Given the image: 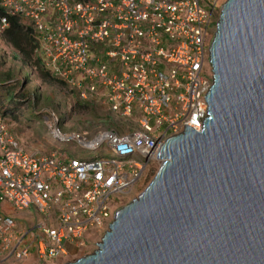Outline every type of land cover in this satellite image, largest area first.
I'll use <instances>...</instances> for the list:
<instances>
[{
  "label": "built area",
  "instance_id": "obj_1",
  "mask_svg": "<svg viewBox=\"0 0 264 264\" xmlns=\"http://www.w3.org/2000/svg\"><path fill=\"white\" fill-rule=\"evenodd\" d=\"M226 2L0 0L2 10L35 28L51 74L82 101L105 105L123 130L89 139L49 121L57 142L113 151L66 158L24 147L0 113V202L11 212L45 214L24 230L0 215V264H59L69 250H88L161 163L166 140L186 126L203 130L214 84L211 47ZM8 26L3 17L0 33Z\"/></svg>",
  "mask_w": 264,
  "mask_h": 264
},
{
  "label": "water",
  "instance_id": "obj_2",
  "mask_svg": "<svg viewBox=\"0 0 264 264\" xmlns=\"http://www.w3.org/2000/svg\"><path fill=\"white\" fill-rule=\"evenodd\" d=\"M211 58L203 130L166 140L99 249L66 264H264V0H227Z\"/></svg>",
  "mask_w": 264,
  "mask_h": 264
},
{
  "label": "rangeland",
  "instance_id": "obj_3",
  "mask_svg": "<svg viewBox=\"0 0 264 264\" xmlns=\"http://www.w3.org/2000/svg\"><path fill=\"white\" fill-rule=\"evenodd\" d=\"M23 24L29 25L28 22ZM35 58L36 56L32 61L27 60L7 43L0 33V111L4 115V111L7 110L5 117L20 143L26 148L47 153L57 152L66 158L91 160L101 156L111 157L113 151L106 147L90 151L73 141L68 143L56 141L47 124L49 121L57 120V127L64 134L83 133L92 139L101 130H105L103 127L107 118L111 116L110 111L105 105H99L100 103L82 101L75 92L53 76L48 81L42 80ZM134 129L135 125L131 124L126 131ZM160 165L161 163H158L154 167L140 189L121 203L120 209L130 204L147 188ZM0 215L14 219L18 224L17 230L28 229L45 220V214H41L35 208L25 212H11L1 202ZM107 231V229L102 230L101 234L92 241L88 250H69L68 255L61 259L59 264L74 262L93 254L99 249ZM34 249L35 245L32 250ZM20 264L34 263L24 261Z\"/></svg>",
  "mask_w": 264,
  "mask_h": 264
},
{
  "label": "trees",
  "instance_id": "obj_4",
  "mask_svg": "<svg viewBox=\"0 0 264 264\" xmlns=\"http://www.w3.org/2000/svg\"><path fill=\"white\" fill-rule=\"evenodd\" d=\"M74 1H82V0H74ZM3 17H7L9 20V26L6 28L1 34L4 37L5 41L9 43L14 49H16L21 55H23L27 60L32 61L36 56V65L40 69V77L44 81H48L53 75L47 69L44 61L39 56V48L41 46L40 41L37 36V32L32 25L23 24V20L17 16H11L6 13L4 10L0 8V25ZM47 71H45V70ZM54 77V76H53ZM55 78V77H54ZM60 83L65 85V82L59 80ZM0 113H2L0 111ZM7 110L4 111V117L7 114ZM6 118V117H5ZM108 120L105 122V129L108 128H116L121 131L120 126L116 124V122L108 117Z\"/></svg>",
  "mask_w": 264,
  "mask_h": 264
}]
</instances>
